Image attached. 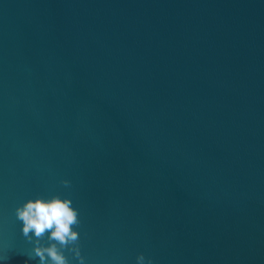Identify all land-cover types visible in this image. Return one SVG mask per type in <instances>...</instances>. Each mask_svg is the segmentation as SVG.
I'll list each match as a JSON object with an SVG mask.
<instances>
[{
  "label": "water",
  "instance_id": "water-1",
  "mask_svg": "<svg viewBox=\"0 0 264 264\" xmlns=\"http://www.w3.org/2000/svg\"><path fill=\"white\" fill-rule=\"evenodd\" d=\"M57 194L86 264H264V0H0V264Z\"/></svg>",
  "mask_w": 264,
  "mask_h": 264
},
{
  "label": "clouds",
  "instance_id": "clouds-1",
  "mask_svg": "<svg viewBox=\"0 0 264 264\" xmlns=\"http://www.w3.org/2000/svg\"><path fill=\"white\" fill-rule=\"evenodd\" d=\"M65 188L69 180L60 182ZM15 217L22 222L21 232L33 245L29 259L39 258V264H70L65 252L71 253L78 264H86L81 255L80 234L76 230L81 221L79 210L73 207L70 198L52 195L50 198L37 196L15 208ZM47 238L48 244L41 243ZM136 264H153L143 253L136 256Z\"/></svg>",
  "mask_w": 264,
  "mask_h": 264
}]
</instances>
